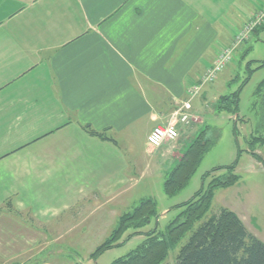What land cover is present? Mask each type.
Returning <instances> with one entry per match:
<instances>
[{
	"label": "crops",
	"instance_id": "0c3cea01",
	"mask_svg": "<svg viewBox=\"0 0 264 264\" xmlns=\"http://www.w3.org/2000/svg\"><path fill=\"white\" fill-rule=\"evenodd\" d=\"M6 7L0 238L83 237L85 222L156 171L168 175L203 124L201 108L218 113L221 92L207 85L189 102V91L264 0H0ZM181 108L197 121L151 146L150 133Z\"/></svg>",
	"mask_w": 264,
	"mask_h": 264
},
{
	"label": "rangeland",
	"instance_id": "374dc122",
	"mask_svg": "<svg viewBox=\"0 0 264 264\" xmlns=\"http://www.w3.org/2000/svg\"><path fill=\"white\" fill-rule=\"evenodd\" d=\"M9 14L7 7L5 12L0 10V18L11 16ZM13 28V24L2 25L0 35H6V37L12 35ZM250 39L248 42L243 43V46H240L243 50L242 52L237 51L233 66L227 67L218 74L214 82L207 84L211 86L206 85V88L213 87L216 92H221V95L233 93L239 89L249 76V68L254 70L264 62V30L258 32V34L255 33ZM262 81H264V66L252 74L248 84L242 90L238 112V119L241 121L237 125V135L235 134L237 116L228 113L213 115L209 108L205 106L200 109L201 112L196 110L199 112L198 116L202 119L203 124L191 122L187 125V127H190L194 123L193 125L196 126L191 141L201 131L208 128V135L212 138L213 144L204 156L189 185L178 195L170 198L164 194L163 185L167 177L166 172L155 170L154 175L152 174L148 180L142 182L139 187L130 192L128 198L125 197L121 202L119 201L102 210L101 215L98 214L102 219L101 221L94 223L91 219V221L85 222L84 227L88 230L83 237H60L57 234L58 231H55L51 233L52 236H49L51 234L48 233V236L43 235L35 238H0V240H3L0 241V264H34L42 262H48L49 264H111L114 260L136 250L145 240L143 236H134L124 245L104 253L96 263L90 260V255L118 226V221L123 214L132 212L141 199L152 198L157 203L158 219L152 220L142 231L147 232L157 227L159 231L164 232L169 222L179 213V210L174 208L190 200L200 190L203 184V175L216 168L231 165L236 160L237 141L243 151L236 169L239 180L234 186L219 187L215 190L212 207L206 218L219 213L221 209H229L240 217L252 234L264 242V165L251 155V147L249 146L251 136H264V102L263 97L257 94L258 86ZM204 88L205 86L197 97L202 94ZM215 105L212 104L213 107ZM173 114L172 112L169 113L165 122L160 126L167 125ZM179 125L183 124L180 123ZM256 153L264 160V147H257ZM225 173V171L215 172L212 177L221 176ZM210 180L211 178L208 182ZM208 182H206V186ZM130 203H132L130 206L127 205ZM74 224L77 223H70L71 226ZM93 224H95V227L92 226ZM77 233L80 234L81 232ZM131 233H133V230H130L123 240ZM55 234L56 236H54ZM187 239L188 237H185L175 249L170 251L168 264H177L178 252Z\"/></svg>",
	"mask_w": 264,
	"mask_h": 264
},
{
	"label": "trees",
	"instance_id": "16d2710c",
	"mask_svg": "<svg viewBox=\"0 0 264 264\" xmlns=\"http://www.w3.org/2000/svg\"><path fill=\"white\" fill-rule=\"evenodd\" d=\"M261 30H264V25L254 32L258 33ZM263 66L264 62L254 70L249 68V76L239 89L221 96L215 106L218 113L237 116L236 135L238 122L241 121L238 119V112L242 90L252 74ZM257 94L263 97L264 102V81L259 84ZM84 128L91 136L114 141L107 134L109 129L98 132L89 125ZM208 132V128L201 131L191 141L179 162L168 173L163 185L167 197L172 198L182 192L198 171L204 156L213 144ZM236 143V160L231 165L216 168L203 175L200 190L190 200L174 208L179 210V213L169 222L164 232L159 231L157 227L147 232L142 231L152 220L158 219L155 200L152 198L142 200L132 212H126L120 217L118 226L90 255V260L96 263L107 251L120 247L132 237L140 235L145 238L144 242L136 250L114 260L111 264H168L170 251L175 249L185 237L188 239L178 252L177 264H264V242L248 230L235 212L224 208L219 213L206 218L212 207L215 190L219 187L234 186L239 180L236 169L243 151L238 141ZM249 146L251 155L264 165L263 158L256 153L257 147H264V136H251ZM221 171L226 173L212 177L215 172ZM206 182H208L207 186ZM130 230H133V233L123 240Z\"/></svg>",
	"mask_w": 264,
	"mask_h": 264
},
{
	"label": "built area",
	"instance_id": "2783aa9c",
	"mask_svg": "<svg viewBox=\"0 0 264 264\" xmlns=\"http://www.w3.org/2000/svg\"><path fill=\"white\" fill-rule=\"evenodd\" d=\"M264 25V7L250 20L244 28L237 33L230 46L223 49L217 57L213 66H211L203 75L199 83L189 91L190 99L198 96L204 86L214 82L222 71H224L233 61L240 46L250 39L252 33ZM188 112L179 109L172 115L171 119L164 126H158L150 133L148 142L153 147H160L164 142H175L178 139V125H189L196 122Z\"/></svg>",
	"mask_w": 264,
	"mask_h": 264
}]
</instances>
